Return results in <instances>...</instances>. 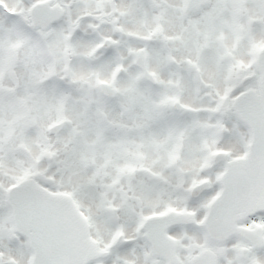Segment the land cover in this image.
I'll use <instances>...</instances> for the list:
<instances>
[{
  "label": "snow or ice",
  "instance_id": "snow-or-ice-1",
  "mask_svg": "<svg viewBox=\"0 0 264 264\" xmlns=\"http://www.w3.org/2000/svg\"><path fill=\"white\" fill-rule=\"evenodd\" d=\"M0 264H264V0H0Z\"/></svg>",
  "mask_w": 264,
  "mask_h": 264
}]
</instances>
